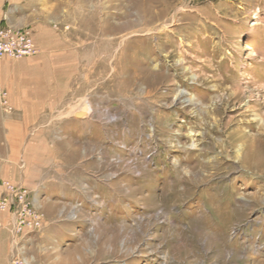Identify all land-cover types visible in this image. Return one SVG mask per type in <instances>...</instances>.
I'll use <instances>...</instances> for the list:
<instances>
[{"label":"rangeland","instance_id":"374dc122","mask_svg":"<svg viewBox=\"0 0 264 264\" xmlns=\"http://www.w3.org/2000/svg\"><path fill=\"white\" fill-rule=\"evenodd\" d=\"M22 3L18 15L47 32L37 55L0 59L11 104L0 107V167L31 189L45 222L16 235L0 210L2 230L19 236L10 264H264V176L231 146L264 123V0ZM181 146L215 165L194 168L195 194L173 204ZM127 175L145 204L111 185Z\"/></svg>","mask_w":264,"mask_h":264},{"label":"bare ground","instance_id":"6f19581e","mask_svg":"<svg viewBox=\"0 0 264 264\" xmlns=\"http://www.w3.org/2000/svg\"><path fill=\"white\" fill-rule=\"evenodd\" d=\"M153 2L154 1L149 2L151 7H152L151 4ZM164 13H165V9H162V10L158 11L157 13H153L150 15L152 18H155L157 16L160 17ZM104 32H106V31H104ZM154 76H159V74H156ZM154 84H152V87H154ZM181 97H182V94L179 95L180 99H181ZM183 113L186 114V111H183ZM200 114H201V119L204 121H206L209 117V113L205 112L202 109H200ZM163 118L164 117L162 114L158 115V119H159L160 123L163 120ZM263 124L264 123H262V125H260L259 128L256 130L257 134H255V135L243 134L242 136L236 138V140L233 143H231L232 147L238 146V145L240 146L238 149V156L240 155L239 156L240 157V164L242 165V167L250 169L253 174H256L260 177L264 176V130H263L264 126H263ZM212 131L215 133L216 132L215 128L214 129L209 128V132H212ZM164 134H165V131L162 132L161 135H164ZM179 137L180 136H178L177 138L179 139ZM238 141H240V143H238ZM219 146L221 147V152H220L221 155L227 150L228 147H230L229 144L228 145L225 144V146H223V145H219ZM178 152L184 154L185 158L183 160H179V162H178L179 165L174 168V173L176 174V180H174V183H171L172 185H170L169 187L167 186V188H166L167 191H165L167 193L166 194L167 198L173 204L179 203L182 199H189L193 194H195L193 191L192 185H194V183L200 179V176L196 175L194 173V168L195 169L198 168L200 170H207L208 168L214 167V165H215L214 160H210L207 157L208 156L207 151H203V153H202V150H201L199 153H196L195 149H189L186 146H181L179 148ZM189 157L194 159V161H196V164L194 167H191L190 164L187 162L188 164L185 165L184 169H186V167H188V170H185V172L182 173L183 169H180L182 166V161L187 160ZM201 157H203V158H201ZM206 157L208 158V160ZM252 173H250V174H252ZM128 176L129 175L123 177L122 179H120L119 182H114L111 185L113 186L114 189H116L117 193L119 192V195H120V193H122V187H125L126 193L124 194V198H126L130 202H137V201L142 200V201H144V204H145V201H147V197H138L137 196V192H138L137 190L138 189H136V188L131 189L130 186L132 185V181H131L132 179L129 178ZM177 183L182 184L183 187L181 189L177 188L176 187ZM120 185H122V187H120ZM233 185L234 184H232V188L228 192L231 194H233V193L236 194L237 190H236V187ZM141 187L142 186H140V189H142ZM261 191H262L261 189L257 190L252 195V198H253L252 205L253 206H257L259 204V202L261 201L260 200ZM206 192L207 191L204 190L198 194L202 195V194H206ZM208 197H209V199H208L207 203L210 204V209L216 210V209L221 207L219 205L214 204V202L212 200V199L216 198V195H213V196L210 195ZM210 209L208 208L207 210L210 211ZM161 214H163V212ZM161 214L157 213L156 216L161 218L162 217ZM163 217H166V214H163ZM111 246L113 247V245H111ZM120 247H122L123 249L126 248V250H128V245L126 242H122L120 244Z\"/></svg>","mask_w":264,"mask_h":264},{"label":"built area","instance_id":"2783aa9c","mask_svg":"<svg viewBox=\"0 0 264 264\" xmlns=\"http://www.w3.org/2000/svg\"><path fill=\"white\" fill-rule=\"evenodd\" d=\"M39 49L31 26L0 24V59L25 58L37 55ZM0 107L11 108L8 89L0 81ZM0 210L12 217L11 230L16 235L34 232L43 227L44 213L33 201L31 191L10 180L1 181ZM2 223L0 222V228ZM12 264H31L28 260L14 257Z\"/></svg>","mask_w":264,"mask_h":264},{"label":"crops","instance_id":"0c3cea01","mask_svg":"<svg viewBox=\"0 0 264 264\" xmlns=\"http://www.w3.org/2000/svg\"><path fill=\"white\" fill-rule=\"evenodd\" d=\"M24 1H27V0H0V23L12 25V26H31L28 23L29 22L28 18H25L23 16L18 15L19 11L24 10L25 5H24V3H22ZM31 27L34 30L35 42H36V45L40 51L41 47L44 45V42H45L44 37H45V34L47 32V29L43 24H38L36 26H31ZM12 160H10V161H12ZM0 161H2V163H4V165H7V161H9V158L7 156L4 158L2 157V159ZM0 166H1V163H0ZM1 168L2 167H0V187H1V181L3 179H7V180H10L16 184L25 186L24 184H22L18 180H16L17 178H16L15 174L9 175L8 176L9 178L2 177V173H1L2 169ZM25 187H27V186H25ZM27 188H29V187H27ZM29 190L31 191L30 188H29ZM0 191H1V189H0ZM31 193H32V191H31ZM1 194L2 193L0 192V195ZM5 227L6 226L0 228V264H10V258H11L10 254L11 253H9V251H10L9 243H11V241H9V237H11L13 242H15V240H17L19 238V236H15L10 230L9 231L11 232L10 233L11 236H9L6 230H2V229H5ZM6 229H10V228L6 227Z\"/></svg>","mask_w":264,"mask_h":264}]
</instances>
